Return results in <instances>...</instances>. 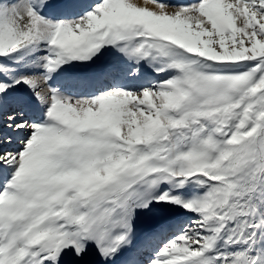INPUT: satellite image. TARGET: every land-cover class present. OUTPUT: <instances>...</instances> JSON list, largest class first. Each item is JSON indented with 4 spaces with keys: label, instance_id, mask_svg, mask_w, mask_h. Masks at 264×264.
Wrapping results in <instances>:
<instances>
[{
    "label": "snow or ice",
    "instance_id": "snow-or-ice-1",
    "mask_svg": "<svg viewBox=\"0 0 264 264\" xmlns=\"http://www.w3.org/2000/svg\"><path fill=\"white\" fill-rule=\"evenodd\" d=\"M0 264H264V0H0Z\"/></svg>",
    "mask_w": 264,
    "mask_h": 264
}]
</instances>
